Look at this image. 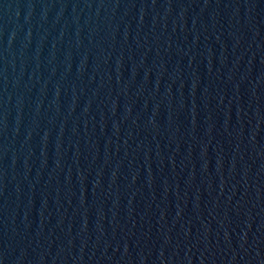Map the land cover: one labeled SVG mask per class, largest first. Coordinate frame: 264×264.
Here are the masks:
<instances>
[{
    "label": "water",
    "instance_id": "1",
    "mask_svg": "<svg viewBox=\"0 0 264 264\" xmlns=\"http://www.w3.org/2000/svg\"><path fill=\"white\" fill-rule=\"evenodd\" d=\"M0 264H264V0H0Z\"/></svg>",
    "mask_w": 264,
    "mask_h": 264
}]
</instances>
